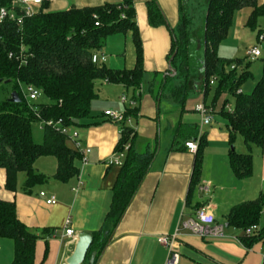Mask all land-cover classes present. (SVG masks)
Returning a JSON list of instances; mask_svg holds the SVG:
<instances>
[{
  "label": "crops",
  "instance_id": "1",
  "mask_svg": "<svg viewBox=\"0 0 264 264\" xmlns=\"http://www.w3.org/2000/svg\"><path fill=\"white\" fill-rule=\"evenodd\" d=\"M120 1L50 0L47 10L59 11L72 6H95ZM133 1L143 42L145 78L136 105L138 114L130 123L137 131L134 143L136 149L144 150L147 142L152 143V146L158 142V147L148 173L113 229L97 264H165L168 247L160 242L159 237L162 235L175 236L176 249L180 253L179 264H264V240L248 249L240 240V235L236 237L237 232H232V227L227 225V215L234 205L254 200L264 192V147H253L255 152L251 176L238 178L229 161L231 142L227 121L216 123V116L221 115L220 110L224 101L231 97L230 94L223 93L215 102L213 89L205 96L202 69L193 70L186 78L177 76V73L168 75L171 30L166 24L151 25L148 4L152 0ZM156 1L169 25L175 28L185 12L186 0ZM259 2L263 3L264 0ZM35 6L34 10H37ZM249 14V8H245L234 16L237 15L235 29L238 38ZM203 23L200 24L199 34ZM259 26L257 23L255 28L261 33L263 28ZM197 36H193L195 56L192 57L200 59L204 47L202 37ZM102 53L106 54L105 63L110 68H134L137 60L132 31L109 36ZM251 78H254V74ZM184 79H187L188 91L185 102H181L175 99L174 92ZM259 79L241 89L251 92ZM97 91L98 97L91 105L93 117L85 119L79 126H71L80 134L81 147L90 149L85 154L86 161L79 152L77 164L80 169L77 176L67 182L60 181L53 176L58 167L57 159L54 156L39 157L35 166L48 176V181L36 185L27 193L22 188L26 178L24 172L19 174L18 189L11 191L5 186L6 170L0 167V198L14 201L18 218L41 235L36 244V264H60L71 255L76 241L66 242L62 238L69 217L77 233H93L101 228L111 209L122 165L110 164L109 160L115 153L120 125L109 120L104 113L106 110L125 112L129 103H123L121 96L125 94L129 100H133L134 91L123 84L108 81H98ZM202 102L213 110L214 115L213 123L203 128L207 141L203 156L205 161L206 158L209 160L203 166L202 159L203 171L199 184L188 198L196 155L188 150L186 142L194 140L200 132L201 116L196 106ZM232 104L233 100L227 109L230 110ZM67 143L75 149L73 140L67 138ZM235 144L238 150H247V145L239 135ZM212 148L214 152H210ZM202 185H209V190H201ZM42 191L55 195L57 202L47 204L41 195ZM203 207L215 214L217 223L224 225L222 236H200L189 229L179 230L182 220L195 218L197 210ZM47 229L58 232L49 236L44 231ZM7 239L0 237V264H10L14 257V243ZM47 248L48 253L43 261Z\"/></svg>",
  "mask_w": 264,
  "mask_h": 264
},
{
  "label": "trees",
  "instance_id": "2",
  "mask_svg": "<svg viewBox=\"0 0 264 264\" xmlns=\"http://www.w3.org/2000/svg\"><path fill=\"white\" fill-rule=\"evenodd\" d=\"M49 2L44 0L33 15L24 18L22 25L11 19L0 22V79L14 82V90L18 91L21 99L17 102L7 99L0 103V167L6 170L5 186L11 191L18 189L21 172L26 174L22 188L27 193L36 185L48 181V176L35 166L37 159L42 156H54L57 159L58 167L53 176L60 181L67 182L79 173V151L69 146L68 137L61 127L46 125L43 141L37 142L33 136L34 122L61 119L66 125L79 126L85 119L93 117L91 105L98 97V81L132 88V99L137 103L145 78L143 42L133 0L72 6L59 11L47 10ZM3 6L11 7L12 0H0V8ZM245 8H250L246 24L255 28L258 19L264 17V2L207 0L205 19L199 34L203 40V57L198 59L192 57L194 31L190 29L188 17L183 14L181 22L172 28L158 2L152 0L148 4L151 25L166 24L171 30L172 43L168 56L171 67L177 70L176 75L186 78L193 70L202 69L205 96L213 89L215 102L223 93L230 94L220 114L225 117L230 130L229 161L238 178L251 176L252 148L264 147V64L262 76L253 90L244 92L241 87L253 77V72L245 67L239 73L238 66L243 59L221 56L218 50L229 34L235 14ZM129 31H132L136 48L134 68L113 69L105 61H93V54L102 52L109 36ZM21 50L23 61L17 58ZM11 53L13 56H10ZM247 62L248 65L252 61ZM22 85L37 87L40 95H45L49 101L31 103L21 89ZM187 91L188 82L184 79L175 89V99L185 102ZM232 100L233 107L229 110L227 105ZM136 105L127 107L125 119L118 122L120 136L115 152L124 151L126 145L129 147L125 150L111 209L101 228L91 233L93 242L83 264H97L113 229L124 215L155 158L158 142L154 146L147 142L144 150H138L134 145L137 131L129 119L133 120L137 116ZM74 119H79V123L76 124ZM238 135L247 145V152L232 148ZM206 143L203 134L195 153L188 198L199 184ZM263 211L264 192L254 200L234 205L227 215V225L242 230L240 240L248 249L264 240V226L252 235L246 234L249 227L260 224ZM44 231L52 236L55 230ZM40 236L18 218L14 201L0 198V237L11 239L14 243V257L10 264H36V244ZM93 251H97V257L94 263H90ZM47 253L48 248L43 261Z\"/></svg>",
  "mask_w": 264,
  "mask_h": 264
},
{
  "label": "built area",
  "instance_id": "3",
  "mask_svg": "<svg viewBox=\"0 0 264 264\" xmlns=\"http://www.w3.org/2000/svg\"><path fill=\"white\" fill-rule=\"evenodd\" d=\"M44 0H12V6L7 7L3 6L0 8V22L11 19L18 24L22 25L24 18L27 16H31L34 14V6L40 5ZM264 40V31L260 33L259 35V41ZM10 56H13L11 53ZM262 56V50L258 45L252 46L247 51V58L251 61H255L259 57ZM21 61L24 60L23 57V50H21V53L17 57ZM93 61L99 62V61H106L107 56L105 53H94L93 54ZM214 80L211 81L213 83ZM241 90H239L240 92ZM25 96L29 100H37L40 97V90L33 86L29 85L26 87V91H23ZM121 101L123 103H129V106H134L136 103L135 100H129L128 96L123 94L121 96ZM197 112L201 116V128L200 132L197 135V137L194 140H190L186 142V147L190 152L196 153L200 139L203 135V128L211 125L214 121V115L212 109L207 106L205 103H199L196 106ZM105 115L111 120L112 122L118 123L125 119L124 112H117L112 110H106ZM131 121V119H129ZM46 125L49 126H59L62 129V132L67 135L68 138L73 140L75 149L82 153L83 160L86 161V152H89L90 149H83L81 147V140H80V134L76 129H72L70 125H66L61 119L59 120H46ZM129 145L125 146V150L128 149ZM125 150L121 152H115L114 155L110 158L109 163L115 164V165H122L124 156H125ZM203 191L209 190V185H202L200 187ZM41 195L45 197L47 204H55L57 202V198L55 195H48L45 191L41 192ZM180 229H189L193 233H196L200 236H222L224 225L219 224L216 222L215 214L210 211L208 208H200L196 212L195 218H187L180 222L179 230ZM258 225H253L249 227L246 230L247 235H252L254 231L258 230ZM58 231L55 230L54 234H56ZM78 233L74 230V228L71 226V218L69 217L66 221L64 232L62 234L63 240L66 242L69 240L70 242L77 240ZM159 240L161 243L165 244L168 247V257L165 264H179L180 259V253L176 249V239L175 236H169V235H162L159 237ZM60 264H68L67 259L65 258Z\"/></svg>",
  "mask_w": 264,
  "mask_h": 264
},
{
  "label": "rangeland",
  "instance_id": "4",
  "mask_svg": "<svg viewBox=\"0 0 264 264\" xmlns=\"http://www.w3.org/2000/svg\"><path fill=\"white\" fill-rule=\"evenodd\" d=\"M206 1L207 0H189V1L186 0V2H185L186 4H185L184 15H186L189 19V22H191V24L189 26H190V29L194 31V33L192 35L196 36V37H198L197 35H199V33H200L199 32L200 31V24L203 23L204 17L206 14ZM36 8H38V7L35 6V9ZM249 10H250V8H249ZM236 20H237V15L234 18L232 27L230 28V32H229L227 38L220 44L218 53H219V55L227 57V58L239 59V60L243 59L242 63L239 64L240 66H238V72L239 73L245 67H248L253 72L254 78L248 79L242 85V87L244 88L245 85H249L261 77L262 68H263V64H264V41H261V42L259 41L260 33H258V28H253V27L247 25L246 22H245L244 30L241 33L240 37L238 38L237 37V29H235ZM258 26L262 27L263 31H264V17H260V20L258 22ZM255 45H258L261 48V50L263 52V56H262V58H259L253 62H250L247 65V63H248L247 59H246L247 58V51H248V49H250L252 46H255ZM193 51H194V49H193ZM197 52L198 51H196L195 53H197ZM192 55L195 56L194 52H192ZM21 89L23 91H26V86L22 85ZM13 91H14V82H8V83H6L5 81L0 82V103L9 99L11 97ZM48 101H49V99L45 95H40V97L37 100H31L30 102L36 104L39 102H48ZM230 107L232 109L233 104ZM216 117H217L216 118L217 124L218 123H225L226 119L222 115H217ZM45 126H46V122L43 120H37L36 122L33 123V127H32L33 128V136L37 142L43 141V129ZM234 146H236V144H234ZM254 148H257V146ZM235 149L238 152L244 151V150H238V148H236V147H235ZM214 151H215L214 148H212L210 152H214ZM246 151H248V147H247ZM254 152H255V149L253 150V148H252L253 158H254ZM203 155H205V149H204ZM208 160L209 159L206 158V161H205L204 156H203V166H206V164L208 163ZM210 162H212V160H210ZM258 226H259V228H262L264 226V211L262 213L261 221H260V224ZM230 230L232 232H235V231L237 232L236 237H238L239 235L242 234L241 229H237V228L234 229V227H232ZM0 252H2V250H0Z\"/></svg>",
  "mask_w": 264,
  "mask_h": 264
},
{
  "label": "water",
  "instance_id": "5",
  "mask_svg": "<svg viewBox=\"0 0 264 264\" xmlns=\"http://www.w3.org/2000/svg\"><path fill=\"white\" fill-rule=\"evenodd\" d=\"M175 55V54H174ZM174 55L172 56L171 60L173 59ZM170 60V61H171ZM169 72L167 73L168 75H173L177 73V70L171 65L169 66ZM3 80L0 79V82ZM6 83L11 82V80H5ZM10 101L12 102H17L20 101V96L17 90H14L11 97L9 98ZM76 124L79 123V119H74L73 120ZM232 148H235L234 145H232ZM110 240V239H109ZM93 242V235L89 232L83 231L79 232L75 244V248L71 255L67 258V263L68 264H83L86 260L87 253L90 249V246ZM97 257V251H93L90 256V263H94Z\"/></svg>",
  "mask_w": 264,
  "mask_h": 264
}]
</instances>
